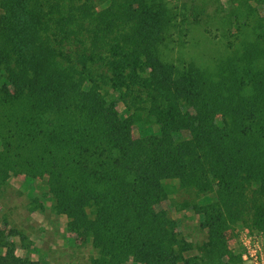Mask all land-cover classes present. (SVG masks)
Here are the masks:
<instances>
[{
    "label": "trees",
    "instance_id": "1",
    "mask_svg": "<svg viewBox=\"0 0 264 264\" xmlns=\"http://www.w3.org/2000/svg\"><path fill=\"white\" fill-rule=\"evenodd\" d=\"M207 6L0 0V186L10 171L31 177L53 168L52 177L64 180L52 183L60 192L57 209L94 237L99 264H241L225 247L231 222L249 218L264 230V69L256 72L249 61L233 80L223 128L181 124L170 143H156V126L170 115L183 118L176 98L190 95L192 85L162 47L200 24ZM229 12L217 27L226 49L237 52L239 29ZM190 102L198 110L200 99ZM165 179L216 196L200 207L209 236L195 254H187L194 245L178 236L169 209L144 206L148 188ZM15 251L0 229V264H41Z\"/></svg>",
    "mask_w": 264,
    "mask_h": 264
},
{
    "label": "rangeland",
    "instance_id": "2",
    "mask_svg": "<svg viewBox=\"0 0 264 264\" xmlns=\"http://www.w3.org/2000/svg\"><path fill=\"white\" fill-rule=\"evenodd\" d=\"M207 3L209 14L200 24L190 27L181 37L176 36L169 47H162L165 59L178 67L192 85L186 91L190 95L180 94L176 98V107L183 112V118L170 115L162 128L156 126L159 147L171 142V130L182 128L181 124L190 127L193 122L198 129H209L213 124L215 128H223V112L229 111L231 94L235 91L233 80L244 73L249 61L256 72L264 69V0H207ZM229 11L236 16L239 29L237 52L226 49V39L221 36L223 30L217 27L219 17L228 15ZM206 28L213 30L211 34ZM191 98L200 99L198 110L192 106ZM130 117L131 114L124 113L125 119ZM133 135L138 137L136 126ZM52 172L53 168H45L31 177L26 170L9 172L7 181L0 186V229L16 246L18 257L32 258L41 264H99L102 250L94 237L79 230L73 216L57 209L60 192H55L54 185L64 180L60 176L52 177ZM70 185L72 182L67 186ZM148 194L144 206L151 205L159 211L169 209L166 212L176 222L178 236L194 245L187 254L197 253V247L209 236L201 223L200 207L216 196L206 198L198 189L183 188L177 179H165L160 186H151ZM21 235L25 238L21 239ZM225 247L239 256L241 264H264V230L254 226L249 218L231 222L225 232ZM228 259L229 254L224 256V260ZM119 264L146 263L129 258Z\"/></svg>",
    "mask_w": 264,
    "mask_h": 264
},
{
    "label": "built area",
    "instance_id": "3",
    "mask_svg": "<svg viewBox=\"0 0 264 264\" xmlns=\"http://www.w3.org/2000/svg\"><path fill=\"white\" fill-rule=\"evenodd\" d=\"M252 255H254V254H252ZM255 259H256V257H255Z\"/></svg>",
    "mask_w": 264,
    "mask_h": 264
}]
</instances>
